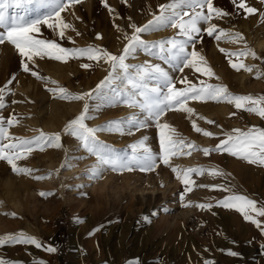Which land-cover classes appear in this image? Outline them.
<instances>
[{"label": "rangeland", "instance_id": "rangeland-1", "mask_svg": "<svg viewBox=\"0 0 264 264\" xmlns=\"http://www.w3.org/2000/svg\"><path fill=\"white\" fill-rule=\"evenodd\" d=\"M169 2L81 0L61 13L65 22L72 25L65 30L64 37L47 25H42L40 32L33 35L54 40L64 48L92 46L120 55L127 43L125 35L133 33L130 25L143 26L153 15L159 14L160 5ZM213 3L228 15L214 16L211 22L217 25L218 31L223 29L228 35L220 40L215 39L216 33L209 37L203 31L207 25L201 23L202 39L197 37L195 45V50L206 61L198 66L210 67L213 76L197 73L194 68H186L184 73L175 71L166 60L167 53L158 50L137 49L126 63L134 68L160 64L169 70L178 88L186 86L179 83L186 76L198 87L204 81L225 86L233 95L264 96V44L257 45L264 42V0H245L248 6L257 9L253 14L238 9L232 0H213ZM17 11L20 14L27 11L29 18H35L47 9L37 10L30 5L27 9H10L9 15ZM177 32L169 27L142 34V39L149 42L182 39ZM236 33L243 39L235 38ZM221 48L225 52H221ZM188 51H192L191 46ZM242 52L249 54L231 55ZM22 61L26 58L21 57L14 46L8 42L0 44V87L5 88L6 105L0 109V117L5 122L13 118L14 123L8 128L10 137L31 140L41 132L59 133L61 147L45 146L40 151L33 145L34 150L26 153L27 158L17 161L18 167L34 170L30 175L17 174L7 161L0 160V237L23 232L37 238L42 245L37 248L31 244H2L0 259L14 264H225L223 259L235 258L236 264H263L264 217H257L262 221V227L257 228L236 209L224 208L217 202L236 194L255 200L257 207L264 206V165L250 164L227 152L212 151L205 156L202 151L184 147L181 155L171 159V167L181 171L196 167L217 169L224 175L212 176L209 171L203 175L192 173L194 183L190 185L192 191L187 193L171 167L159 160L154 171L136 169L121 173L109 169L96 178L86 171L96 165V158L87 152L81 141L64 132L68 122L83 111L84 101L62 100L48 89L63 87L73 94L90 92L108 76L111 66L86 57L70 58L67 62L35 57L33 62H28L29 67L47 78L37 79L31 72L23 71ZM229 61L254 66L253 71L243 68L237 71ZM84 63L90 67L82 68ZM258 72L261 75L258 76ZM147 83L151 86L154 81ZM126 95V78L119 74L111 85L87 101L90 118L86 124L95 128L133 115L141 117L139 109L122 102ZM187 106L193 108L191 115L172 110L165 114L162 122L175 128L186 144L191 142L200 149L215 148L234 129L264 130V118L236 109L226 100H189ZM193 121L213 136L196 132ZM159 131L152 123L131 134L101 131L97 137L116 154L130 157L133 146H138L144 137H147L146 146L158 154ZM188 152L191 154H185ZM65 163L71 166L62 167ZM35 176L48 178L36 180ZM181 194H184L183 204L190 202L191 206H182ZM201 203H210L213 207L195 206ZM244 224L251 227L250 231L244 232ZM47 248L56 251L48 252ZM229 251L238 255H229Z\"/></svg>", "mask_w": 264, "mask_h": 264}, {"label": "snow or ice", "instance_id": "snow-or-ice-1", "mask_svg": "<svg viewBox=\"0 0 264 264\" xmlns=\"http://www.w3.org/2000/svg\"><path fill=\"white\" fill-rule=\"evenodd\" d=\"M81 0H0V44L5 42L10 43L18 51L21 57L26 58L22 61L24 72H31L37 79H47L41 77L36 71H32L28 62H33L35 57H48L56 61L67 62L68 59H78L86 57L88 60L99 63L101 60L111 66V71L96 87L90 92L82 94H73L66 88L59 89L49 88L50 92L58 95L59 99L68 101H84V108L80 115L70 120L65 126L64 132L71 135L82 142L83 147L87 152L96 158V165L86 171L90 172L96 178H99L106 170L114 172H131L138 169L141 172L154 171L158 167V160L165 166L171 167V159L182 154V149H194L202 151L205 156L210 152H227L234 157H239L250 164L264 165V130L250 129L247 132H242L240 129H234L231 134H226V138L222 139L215 148H198L195 144L185 143L184 138H180L176 133V129L166 122H162V118L169 111L175 110L186 112L189 115L193 113V108L188 107L189 100H226L227 103L235 106L236 109H243L249 113H254L261 118H264V96L254 98L245 95H233L227 87L222 85H212L201 81L200 87L192 83L185 76L179 80L180 84L186 85L183 88L176 86V81L170 74L169 70L162 67L160 64H147L135 67L126 63V61L135 55L137 49L158 50L160 53H167L166 60L171 65L172 69L180 73H184L186 68H194L197 73H202L208 77L214 75L210 67H199L198 64L203 62L206 64L203 56L195 50V45L198 42L197 37H201V23L207 25L204 32L209 37L213 36L220 40L228 35L223 29L218 31L217 25L212 23V19L223 18L228 15L220 8L214 6L213 0H170L168 4L160 5L159 14L153 15L143 26L135 24L130 25L133 29L131 36L125 35L127 43L120 55H114L106 49L97 47L86 48H64L54 40L37 38L34 33H39L42 25H47L48 28L54 31L58 30L60 37H64L65 30L71 29L72 25L65 22L61 17V13L71 6L80 3ZM233 5L238 9H242L247 14H253L257 11L256 8L250 7L245 3V0H232ZM34 5L37 10L47 9L42 14H38L35 18H29L27 11L20 14L19 11L9 15L10 9H27V6ZM105 7H108L105 2ZM206 10V11H205ZM109 11H113L109 9ZM177 29V35L182 39L171 38L167 41L149 42L142 39V34H148L160 29L166 28ZM79 35V33H77ZM100 38L99 35L97 37ZM235 38L243 39L239 33L235 34ZM202 39V37H201ZM191 46L192 51H188ZM221 52L225 49L221 48ZM249 53H232L231 55H247ZM251 55L255 58V53ZM164 59V57H161ZM231 63V67L239 71L243 68L247 72H252L254 66H247L243 63ZM82 68H89L88 63L81 65ZM123 74L126 78L127 95L123 99V103L128 107L139 109L142 113L141 117L133 115L128 119L117 121H108L103 126L89 127L86 120L88 115L89 105L88 100L94 98L105 87L111 85L117 78V75ZM261 75V73H257ZM154 81L151 86L147 81ZM11 83V81H9ZM52 83H55L54 81ZM8 91H11L10 89ZM5 88L0 87V109L6 105L4 103ZM235 113H233L234 115ZM201 119H203L201 117ZM5 123L7 126H5ZM14 123L13 118H8L5 122L3 117H0V160L7 161L13 172L17 174L30 175L34 170L27 167H18L17 161L26 159V153H31L33 145L43 151L47 147H61V136L59 133L46 135L43 132L38 137L31 140L10 137L8 128ZM152 123L155 124L159 131L160 145L159 153L154 154L145 141L147 137L142 138L138 142V146H133L132 155L123 157L115 153L107 144L100 141L97 133L107 131L110 133L124 134L127 131L131 134L134 130L138 131L142 128L149 127ZM209 124L214 123L208 121ZM192 126L196 132H203L206 137L213 136L212 132L204 131L192 122ZM15 142H11L12 140ZM4 141H9L4 143ZM190 155L191 153H185ZM68 163L62 167H69ZM171 171L176 174V178L185 185L184 192H191V174L203 175L205 171H209L212 176H223L224 173L217 169L206 170L200 167L187 168L183 171L177 167H171ZM51 175V173H49ZM36 180L47 179V176H35ZM206 187V185H199ZM220 187L223 191L229 189L223 186ZM44 196L45 193H40ZM180 201L182 206H191V203L184 205V194H181ZM224 208L236 209L246 221H250L257 228L262 227V221L257 217H264V206L257 207L255 200L249 199L242 195H230L225 199L217 202ZM200 209H211L210 203L196 204ZM255 214V215H253ZM13 216L15 213L12 214ZM150 222V218H145ZM31 244L37 248L42 245L40 241L23 232L17 234H9L0 237V245L2 244ZM48 252H55V248H47ZM229 255L236 256L238 253L229 251ZM0 264H14L0 259Z\"/></svg>", "mask_w": 264, "mask_h": 264}, {"label": "bare ground", "instance_id": "bare-ground-1", "mask_svg": "<svg viewBox=\"0 0 264 264\" xmlns=\"http://www.w3.org/2000/svg\"><path fill=\"white\" fill-rule=\"evenodd\" d=\"M263 44H264V42L263 43H258L257 45L260 47ZM250 229H251V227L248 224H244V232H248V231H250ZM262 261H264V260H262ZM223 262L225 264H236L237 263V260L235 258H232V259H223ZM263 264H264V262H263Z\"/></svg>", "mask_w": 264, "mask_h": 264}]
</instances>
